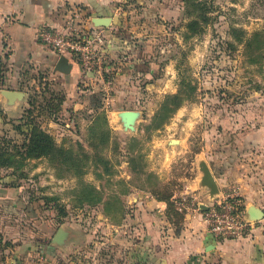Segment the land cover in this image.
<instances>
[{
  "label": "rangeland",
  "instance_id": "obj_1",
  "mask_svg": "<svg viewBox=\"0 0 264 264\" xmlns=\"http://www.w3.org/2000/svg\"><path fill=\"white\" fill-rule=\"evenodd\" d=\"M136 2H120L122 11ZM179 2L147 45L145 57H157L149 70L136 64L115 81L105 71L104 82L80 90L48 73L8 84L24 92L25 107L21 119L0 111V176H12L8 194L36 216L24 238L38 250L21 262L130 264L131 214L147 193L180 219L204 205L187 188H205L201 162L264 167L260 152V160L245 152L247 134L264 139V0ZM128 110L138 113L132 130L120 117ZM37 226L41 236L31 238Z\"/></svg>",
  "mask_w": 264,
  "mask_h": 264
},
{
  "label": "crops",
  "instance_id": "obj_2",
  "mask_svg": "<svg viewBox=\"0 0 264 264\" xmlns=\"http://www.w3.org/2000/svg\"><path fill=\"white\" fill-rule=\"evenodd\" d=\"M122 1L126 2L0 0V111L16 117L15 119L23 116L25 94L16 87L8 86L9 83L14 84V76L48 73L56 79L62 77L70 90H80V83L92 84L94 80L104 82L103 75L87 73L68 55L65 56L71 66L68 74L55 70L59 56L41 43L39 34L44 28L61 29L70 18L88 30L101 29L104 32L107 42L102 74L113 70L115 81L118 80L115 78L134 74L136 64L145 65L149 70L152 60L157 57H145L148 52L147 45L151 41H159L158 37L166 32L163 22L165 20L160 17L171 12L165 8L173 6L172 3L176 6L180 2L136 0V8H123L122 11ZM97 17L110 18L111 23L108 26H95L93 19ZM107 78L109 76H106V80ZM5 91L20 92L23 97L7 98L3 95ZM261 135L254 132L246 137L245 152L249 150L250 154L256 156L253 160H260V157L257 158L259 152L264 158V139ZM201 154L204 155L200 153L199 156ZM205 154L208 159L214 160L213 154ZM212 166L213 169L208 168L219 189L218 196L233 185L239 189L244 199V218L252 225L249 237L216 242L208 233L201 212L182 211L181 218L176 220L169 214L165 200L147 193L141 201L135 203L131 214L133 231L128 236L129 241H126L128 246L124 248V251H130V264H264V220H251L248 214L251 207L259 208L264 213V167L251 165L250 168L248 163L243 162L232 167L227 158L223 166ZM242 166L245 168L240 170ZM11 188L0 176V264H25L21 262L25 259V254L32 253L29 258H33L38 250L34 245H25L27 239L24 238L25 224L36 221V216L30 215V211L26 212V207L21 205L18 196L8 194L10 190L13 193L14 189ZM187 188L194 191L196 201L204 204V207L210 205L214 199L209 196L206 188H201L200 183L192 182ZM40 229L38 226L36 229L33 227L31 238H40ZM43 251L52 253L49 249ZM28 259L27 264L30 263Z\"/></svg>",
  "mask_w": 264,
  "mask_h": 264
},
{
  "label": "built area",
  "instance_id": "obj_3",
  "mask_svg": "<svg viewBox=\"0 0 264 264\" xmlns=\"http://www.w3.org/2000/svg\"><path fill=\"white\" fill-rule=\"evenodd\" d=\"M39 39L58 56H70L87 73L102 75L107 41L101 29L88 30L70 18L61 29H42ZM196 210H200L199 205ZM244 212V199L236 186L222 191L205 210H201L207 231L216 242L249 237L252 225L245 220Z\"/></svg>",
  "mask_w": 264,
  "mask_h": 264
},
{
  "label": "water",
  "instance_id": "obj_4",
  "mask_svg": "<svg viewBox=\"0 0 264 264\" xmlns=\"http://www.w3.org/2000/svg\"><path fill=\"white\" fill-rule=\"evenodd\" d=\"M111 23L110 18H102L97 17L93 19V24L95 26H108ZM70 64L68 63V59L65 56H59L57 63L55 65V70L62 72L64 74H68L70 69ZM3 95L7 98L15 99V98H22L23 94L20 92H12V91H5ZM120 117L122 120V125L124 129L132 130L134 128V123L136 118L138 117V113L135 111H123L120 113ZM200 171L202 172L201 176V185L204 186L209 193V196L215 198L219 194V189L216 185L215 179L211 174L208 166L206 163H200ZM202 210H205L206 207H201ZM249 218L251 220L257 221L264 217V213L261 209L256 207H251L248 210Z\"/></svg>",
  "mask_w": 264,
  "mask_h": 264
},
{
  "label": "trees",
  "instance_id": "obj_5",
  "mask_svg": "<svg viewBox=\"0 0 264 264\" xmlns=\"http://www.w3.org/2000/svg\"><path fill=\"white\" fill-rule=\"evenodd\" d=\"M183 1V0H182ZM181 2V1H180ZM194 23V22H193ZM149 44V43H148ZM149 47V46H148ZM34 134L35 135H37V136H35V138L36 139H43V140H45L46 138H47V136L43 133V132H41V131H35L34 132ZM40 144V143H39ZM10 177H12V176H9L8 178H9V180H7L6 182L9 184V185H12V184H14V180L12 179V178H10ZM163 200H165L166 202H167V204H168V212H169V214L170 215H172L173 214V211H172V209H171V207L169 206L170 205V203L168 202V200L165 198H162ZM174 216V215H173ZM174 218L176 219V218H178V217H175L174 216ZM176 220H179V219H176Z\"/></svg>",
  "mask_w": 264,
  "mask_h": 264
}]
</instances>
